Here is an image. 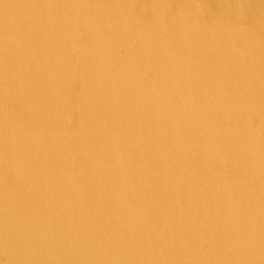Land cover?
<instances>
[{
  "label": "water",
  "instance_id": "water-1",
  "mask_svg": "<svg viewBox=\"0 0 264 264\" xmlns=\"http://www.w3.org/2000/svg\"><path fill=\"white\" fill-rule=\"evenodd\" d=\"M0 264H264V0H0Z\"/></svg>",
  "mask_w": 264,
  "mask_h": 264
}]
</instances>
